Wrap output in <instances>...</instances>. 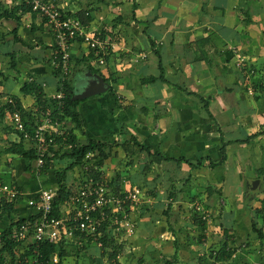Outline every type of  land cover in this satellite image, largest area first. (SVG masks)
<instances>
[{
  "label": "crops",
  "instance_id": "obj_1",
  "mask_svg": "<svg viewBox=\"0 0 264 264\" xmlns=\"http://www.w3.org/2000/svg\"><path fill=\"white\" fill-rule=\"evenodd\" d=\"M22 1L0 0V6L15 10ZM51 1L74 15L89 13V29L111 32L120 44L104 65L81 42L73 45L75 97L94 84L103 90L79 106L82 129L70 121L65 129L78 145L90 139L111 145L102 174L116 191L146 193L133 238L122 242L105 232L120 247L118 264H264V201L255 202L248 190L264 170V0ZM16 14L0 20V98H15L33 130L40 106L22 88L30 79L43 84L44 102L57 93L50 65L55 39L39 16ZM239 56L256 71L253 94L237 68ZM78 74L84 76L77 83ZM12 148L27 153L33 144L6 123L5 113L0 185L22 196L10 201L0 193V206L14 202L16 221L36 217L29 199L41 190L57 193L59 173L68 169L73 193L84 179L69 157L52 159L37 177L35 160ZM199 205L209 220H202ZM65 248L62 264H104L113 251L94 242ZM224 248L232 257L219 260ZM28 250L18 249V257Z\"/></svg>",
  "mask_w": 264,
  "mask_h": 264
},
{
  "label": "built area",
  "instance_id": "obj_2",
  "mask_svg": "<svg viewBox=\"0 0 264 264\" xmlns=\"http://www.w3.org/2000/svg\"><path fill=\"white\" fill-rule=\"evenodd\" d=\"M23 4L32 8L42 19H47V25L51 29L57 49L53 68L63 70L64 74L71 73V57L75 42H81L90 51L95 52L96 61L104 65L106 58L121 51L117 40L112 38L111 32L103 34L95 33L84 25L74 14L61 8L51 0H23ZM22 14L23 11L20 10ZM144 58L145 56H141ZM59 59V60H58ZM238 70L246 72L245 82L247 92L254 93L251 76L255 71L248 68L247 60L239 56L236 61ZM32 82L33 79H30ZM63 108L65 95L62 92L50 97ZM0 106H6V123L21 134L22 140L33 144L36 152L35 167L33 174L42 176L45 166V157L51 147H57V138L67 140L66 130L55 117L52 108H48L41 117L39 124L31 132L27 128L23 116L16 109L12 97L0 98ZM94 156H86V165L83 170L87 173L81 181L77 191L63 204L60 218L52 217L53 202L56 192L53 190H41L37 198L28 201L38 218L36 221H27L18 226L12 238L22 246H36L33 255L26 259L24 264H47L43 260L40 246L44 243L68 242L83 247L89 243H96L100 247L101 238L105 232L111 230L119 241H128L137 232L135 215L146 197L145 191L136 187L129 192L116 191L111 180L104 174L98 178L89 174L91 167L89 161ZM97 170V168H95ZM0 193L12 201L22 192L13 186L0 185ZM196 211L201 215L203 221L209 220L210 213L202 206H197ZM22 256L19 255V258ZM106 258V257H105ZM108 258V257H107ZM59 256L55 254L52 258L53 264H59ZM108 259H105V263ZM7 264V263H5Z\"/></svg>",
  "mask_w": 264,
  "mask_h": 264
},
{
  "label": "trees",
  "instance_id": "obj_3",
  "mask_svg": "<svg viewBox=\"0 0 264 264\" xmlns=\"http://www.w3.org/2000/svg\"><path fill=\"white\" fill-rule=\"evenodd\" d=\"M20 7L16 8L15 10H9V9L2 10V7L0 6V12L2 11V14L0 13V20L3 18H11L13 16H16L17 15L16 12L18 13V11H20L21 9L25 13L27 12L34 16H39L37 13L32 11L31 7L26 6L25 4H23V2ZM76 16L82 21L84 25H87V26L92 20V17H90L89 13H86L83 15H76ZM43 20H44V23L47 24V19L44 18ZM56 49H57V44L55 42L54 52L51 58L50 65H51L54 76L58 80L57 93L62 92L65 95V98L63 100V108L57 105V102L51 98L47 99L46 102H44L43 101L44 100L43 98L44 97V88H43L44 86L43 84H37L34 80L32 82L30 81V83L28 84H25L22 88V92L26 94H34L36 96L37 105L40 106L41 117L44 115V113L46 112L48 108H52L55 117L63 125L64 129H66L67 122L70 121L74 125V129L81 130L82 121H81L78 108L82 103L86 101V99H79V98H76L74 95V85H73L72 73L74 70L73 65L75 61L73 60V54L71 57V73L64 74L61 68L55 69L52 66L53 61L56 60L54 57ZM90 57L92 58L95 57L97 59L94 51H92V54H90ZM248 68L250 67L248 66ZM88 69L89 71L98 73V71H94L91 67H89ZM252 70L255 71L254 69ZM162 74H163V70H162L160 77L165 79L162 76ZM255 75H256V71L251 76L252 81ZM243 76L246 77V72L243 73ZM156 79L157 78H151L150 80L155 81ZM13 99L16 104V109L19 110L23 116V112H22L21 106L19 105V102L15 98ZM7 109L8 107L6 106L0 109L1 118L4 119ZM27 128H28V125H27ZM28 130L30 132L32 131L29 128ZM66 134H67L66 141L63 138H60V137L57 138V150L55 147H51L49 149V152L47 156L45 157V166L43 168L42 175L46 173V171H48V169L51 166L52 159L54 160L56 157H63V158L69 157L73 161L71 168L81 167L82 169L86 165V162H85L86 156L89 154H92L94 156V160H95L94 163L98 168L102 167L106 159H108L109 154L106 151L111 146L110 144L103 143V142H96L90 139L87 144L78 145L76 142V136L72 135L73 134L72 131L66 130ZM62 149L66 151V154H63L62 156H60L59 154L62 152ZM12 151L19 153L21 156L25 158L36 161L37 156L34 150H30L29 152L26 153L24 152V150L20 148L19 149L12 148ZM146 151L150 153L149 150H146ZM181 161H185V160H180V159L177 160V162H181ZM67 172H68V169L64 170L62 173H59L57 177V183L59 186V190L55 194V199L53 202L54 209L52 213V217H55V218H60L61 207L74 194L67 187V182H66ZM88 175L92 177H96V178L100 176V174L98 175L94 169H91ZM33 198L36 199L37 196H34ZM14 208H15V203L8 202V201H4L3 203H1V206H0V264H5V263L24 264L25 260L30 258L33 255L34 250L36 249V246L32 245L28 251L22 253V256L20 258L18 257V249H21L23 246L20 242L12 238L13 232L18 226H20L23 223H26L27 221H33V222L36 221L38 216L30 217V218H20L18 221H16L15 214H14ZM262 212L264 214V209H262ZM5 220H7L8 224L5 227V229L1 231V226L3 225ZM106 238H107L106 236L101 238L100 242H102L103 247L105 245L113 246V251L110 256L111 257L110 260L111 259L117 260L118 254L120 253V250H119L120 247L115 246L114 244H111L112 242L108 241ZM67 243L68 242L64 241V242H59L56 244L55 243L41 244L39 249H40V252L43 254V260L45 261V263L53 264L52 258L55 254H57L59 258L62 259V257L66 253L65 244ZM223 256L229 259L232 257V252L226 251V248H224L223 251H221V256L219 260H222ZM59 264H62L61 260H59ZM98 264H102V261L99 260Z\"/></svg>",
  "mask_w": 264,
  "mask_h": 264
},
{
  "label": "rangeland",
  "instance_id": "obj_4",
  "mask_svg": "<svg viewBox=\"0 0 264 264\" xmlns=\"http://www.w3.org/2000/svg\"><path fill=\"white\" fill-rule=\"evenodd\" d=\"M117 44L120 47L119 42ZM83 76H84V74L83 75L82 74H78L76 76L77 77L76 78V82L78 83ZM73 85H74V83H73ZM94 162H95V160H94V157H93L92 160L89 161V166L91 167V169H94V170H95V168H97V170H95V171L97 172L98 175L99 174H102V167L98 168L95 165ZM81 174H82V176H84V178L87 175V173L85 171H83V172L81 171ZM256 181H259L260 183L258 184V186H257V188L255 190H252V185ZM248 190L250 191V193H252V191H253V193H252L253 195H251V196L254 197V201L255 202H258L259 201V203L261 204L264 201V170L262 171V174H260L259 172H257V178L251 182L250 189H248ZM106 259H108V262L107 263H104V264H118V262L120 261V257L117 260H114V259H111L110 260V257H108Z\"/></svg>",
  "mask_w": 264,
  "mask_h": 264
},
{
  "label": "water",
  "instance_id": "obj_5",
  "mask_svg": "<svg viewBox=\"0 0 264 264\" xmlns=\"http://www.w3.org/2000/svg\"><path fill=\"white\" fill-rule=\"evenodd\" d=\"M103 88L102 86H98L97 84H94L91 86V88L86 92L83 96L77 97L79 99H87L90 96L96 95L100 92H102ZM259 184V181H256L252 185V190H255Z\"/></svg>",
  "mask_w": 264,
  "mask_h": 264
}]
</instances>
